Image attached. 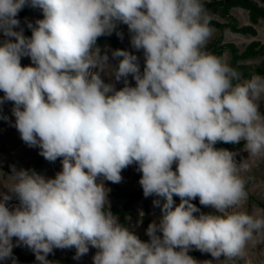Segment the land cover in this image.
<instances>
[{
	"label": "clouds",
	"instance_id": "9594fccd",
	"mask_svg": "<svg viewBox=\"0 0 264 264\" xmlns=\"http://www.w3.org/2000/svg\"><path fill=\"white\" fill-rule=\"evenodd\" d=\"M26 4L39 6L31 35L13 26ZM127 24L131 44L113 66L97 37L115 22ZM203 0H0V101H13L21 138L49 160L61 158L54 177L20 168L2 183L0 260L22 241L39 264L54 247L95 246L93 264H214L189 253L234 256L264 236V209L245 210L249 158L264 155V75L240 72L207 51L212 34ZM27 55L32 63L21 65ZM124 78L115 88L101 71ZM132 74L135 84L128 81ZM217 140H244L248 156L216 148ZM136 163L145 196L156 193L161 215L142 240L111 211L105 184ZM176 167L173 169L172 165ZM177 194L179 203L173 198ZM15 195L19 203L9 207ZM200 204L217 213L201 212ZM107 203V207H105ZM199 213V214H196Z\"/></svg>",
	"mask_w": 264,
	"mask_h": 264
},
{
	"label": "rangeland",
	"instance_id": "374dc122",
	"mask_svg": "<svg viewBox=\"0 0 264 264\" xmlns=\"http://www.w3.org/2000/svg\"><path fill=\"white\" fill-rule=\"evenodd\" d=\"M259 5L264 7V0H254ZM209 18H213L220 22H225L226 19L217 13L211 11H206ZM230 13L238 20L239 25L250 24L248 20V13L245 9L239 7H233L230 9ZM23 19H19V24L13 27L16 30H23L30 28L28 22L31 21L35 24L37 18L43 17V12L39 6H32L28 8L23 14ZM212 28V27H211ZM256 29V36H250L245 34H240L237 32H232L228 28L223 31L222 43H233L238 48V52L242 51L244 47L252 40H259L264 44V20H259L257 24L254 25ZM112 33L118 35V39L121 41L124 49L134 52L140 64V67L144 65V55L142 49H136L132 46L130 40V32L126 23L117 20ZM219 34V31L212 28V34L208 38L206 44L211 42ZM6 37L4 33L0 32V43H2ZM100 48V51L107 52L109 55V61L113 66L117 64L116 57L111 55L112 49H114L109 39L103 36L96 42ZM222 60L229 64L230 52L228 49H224L222 53ZM261 57H256L253 59H247L241 61L243 63L252 64L259 63ZM23 65L32 63L29 56L24 55L21 57ZM101 76L105 82H110L114 84L115 88H120L124 86V78L116 80L114 76L107 74V70L101 71ZM128 81L131 84H135V80L132 79V74H128ZM0 96H3V90H0ZM13 101L4 100L0 101V193L8 191L2 183L9 182L11 177L10 174L13 168L28 169L31 167L37 159H40V164L36 169V172L47 177H54L56 172L62 167L61 158L57 157L55 160H49L45 158L39 150L38 145H30L21 138L19 130L15 127V116L12 113ZM264 99L260 103V111L264 112ZM243 144L240 147H225L235 153L236 156H241L246 158L249 154L244 148ZM241 158V159H242ZM240 159V160H241ZM238 160L237 162H239ZM249 168L241 171V175L245 178V189L247 191L246 200L243 202L242 207L252 212L254 209H264V155H258L255 157H250ZM173 169L176 165L173 163ZM142 173L138 170V165L134 162L128 166L121 169L122 179L119 182H112L110 180L104 179L101 176H97L98 181H102L106 188L108 189L107 196L109 206L120 207L126 200L128 193H133L142 188L139 183V177ZM173 198L176 203H179L180 197L177 194H173ZM197 198L193 199V203H197ZM159 200L161 203L164 200L163 196H159L156 193H152L148 196L147 207L149 209L150 221L159 220L161 215V208L159 204H154V200ZM7 205L9 207L15 206L19 203L15 195L12 199L8 200ZM107 206V203L106 205ZM201 209L204 213H215V209L212 205L200 204ZM144 211V203L142 199L136 200L132 203L130 214L127 216V228L137 234L140 239L148 240L149 236L146 233V228L142 221L141 216ZM197 214V213H196ZM12 240L14 246L12 252L16 258L17 264H39L36 261L35 253L32 249L23 243L22 241L17 242V237L13 236ZM98 249L89 244L88 251L86 253L76 255L75 246L71 247H54L52 252L48 253V259L55 262V264H93L92 257ZM190 255L196 258L198 261L212 260L214 264H264V236H258L254 240H250L241 251V253L234 256H221L219 258L213 257L208 251H202L199 248L193 246L189 249ZM11 257L5 260H0V264H10Z\"/></svg>",
	"mask_w": 264,
	"mask_h": 264
},
{
	"label": "trees",
	"instance_id": "16d2710c",
	"mask_svg": "<svg viewBox=\"0 0 264 264\" xmlns=\"http://www.w3.org/2000/svg\"><path fill=\"white\" fill-rule=\"evenodd\" d=\"M203 3H204L205 11H211L213 13H217L226 19L225 22H220L213 18H209L208 20L209 25L212 28L217 29L219 31V34L216 36L214 40H212L211 42L205 45L206 50L216 54L222 59L223 50L228 49V51L230 52L229 65L236 68L240 72L241 79L250 76L252 72H258L261 75H264V44L263 43H261L259 40H252L240 52H238V48L235 46V44L222 43L223 31L226 28H228L232 32L250 35L253 37L256 36L257 32L256 29L254 28V25L257 24L259 20H264V7L259 5L254 0H203ZM30 7H32L30 4H26L23 8H21L17 13L18 19H23L24 18L23 14ZM233 7H239L245 9L248 13V20L250 24L239 25L238 20L230 13V9ZM23 32L25 35L30 36L31 28H28ZM103 36H106L109 39L110 44L114 49L115 48L124 49L121 41L118 39L117 34L110 32L107 34L100 35L97 37V41H99V39ZM10 38L14 39V37H10ZM259 56L261 57V60L257 64L255 63L247 64L241 62ZM116 59L118 62L120 57H116ZM20 63L21 65H23V62L21 60ZM143 66H141V70L143 69ZM242 144L243 141L225 142L223 140H217L214 144V147L221 148L222 146H225V147L236 148V147H240ZM241 158H242L241 156L235 155V159L237 161L240 160ZM39 164H40V159H37L35 163L28 169L36 171ZM149 195L145 196L143 194V189L141 188L136 192L128 193L126 200L124 201L122 206L120 207L109 206V207L111 211L117 216L118 220L127 227V216L130 214L132 203L135 202L136 200L142 199L144 203V211L141 216V221L143 225L147 227L150 222L149 209L147 207V199ZM196 204L199 210L203 212L200 206L199 198H197Z\"/></svg>",
	"mask_w": 264,
	"mask_h": 264
}]
</instances>
